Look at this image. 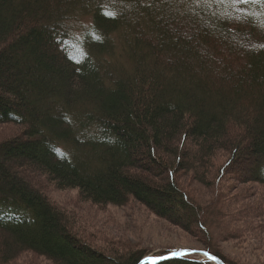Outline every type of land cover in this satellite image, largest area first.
Instances as JSON below:
<instances>
[{"label":"trees","instance_id":"trees-1","mask_svg":"<svg viewBox=\"0 0 264 264\" xmlns=\"http://www.w3.org/2000/svg\"><path fill=\"white\" fill-rule=\"evenodd\" d=\"M200 2L0 0V126L22 129L0 142V264L148 255L81 241L29 174L97 207L132 200L236 263L218 244L249 224L220 183L264 191V31Z\"/></svg>","mask_w":264,"mask_h":264},{"label":"rangeland","instance_id":"rangeland-1","mask_svg":"<svg viewBox=\"0 0 264 264\" xmlns=\"http://www.w3.org/2000/svg\"><path fill=\"white\" fill-rule=\"evenodd\" d=\"M199 2L209 10L211 9L210 5L218 12V8L221 7L220 12L224 10L226 18L234 23L245 22L251 18L252 22L264 31V27L261 26L264 24V5H240L234 10L228 5L215 2V0H199ZM237 15L242 18L239 20L232 18ZM21 131L20 127L1 125L0 142L18 136ZM223 161L217 159V164H221ZM241 169L232 173L243 174L244 171ZM29 177L34 183L44 186L43 193L46 198L63 214L65 223L73 234L81 241L107 253L124 255V249L128 248L129 253L144 251L149 255L202 248L200 243L188 233L155 217L144 206L132 200L123 207H97L83 201L77 191L58 190L53 184L35 174H29ZM231 179V177H226L221 181L220 186H223V189L228 188L227 197L238 195V204L235 210L244 212L243 216L246 217L249 226L241 221V226L236 225L241 228V238L235 239L236 237L231 234L233 235L232 240L220 242L218 248L227 258L235 260V264H264V218H258L253 215L254 213H249V208L250 212L256 207L257 210L258 207L261 210L264 191L249 185H240ZM192 185L196 186L195 193L200 195H197L198 200L207 202L209 193L195 183ZM241 193L242 197H240ZM237 234H239L238 230ZM13 264L51 263L41 257L24 254Z\"/></svg>","mask_w":264,"mask_h":264},{"label":"snow or ice","instance_id":"snow-or-ice-1","mask_svg":"<svg viewBox=\"0 0 264 264\" xmlns=\"http://www.w3.org/2000/svg\"><path fill=\"white\" fill-rule=\"evenodd\" d=\"M215 2H218L221 5H228L229 7H232L234 10L236 9L237 6L240 5H251V4H261L264 5V0H215ZM234 19H241L242 17L237 15L232 17ZM264 27V24L261 25ZM71 59V57H69ZM79 63V60L76 61ZM190 255L188 252H179V253H173L172 257H164L161 259H171V258H176V259H183L184 257ZM205 256L208 257L209 260H215L216 258L211 256L208 253H204ZM142 264H158V259L149 257L146 258L144 261H142Z\"/></svg>","mask_w":264,"mask_h":264},{"label":"water","instance_id":"water-1","mask_svg":"<svg viewBox=\"0 0 264 264\" xmlns=\"http://www.w3.org/2000/svg\"><path fill=\"white\" fill-rule=\"evenodd\" d=\"M179 252H188L190 255L184 257L183 259H176V258H171L175 260H196L198 262H207L209 264H223L218 258L215 260H209L207 256L204 255V253H207L203 250H192V249H187V250H175L171 252H165V253H153L149 254L146 257H144L139 264H142V261H144L146 258L153 257L158 259V263L164 260H170V259H161L164 257H172L173 253H179ZM212 256V255H211ZM214 257V256H213Z\"/></svg>","mask_w":264,"mask_h":264}]
</instances>
